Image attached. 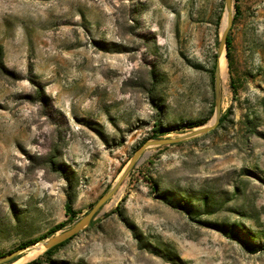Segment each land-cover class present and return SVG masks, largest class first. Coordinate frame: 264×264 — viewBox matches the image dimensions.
<instances>
[{"label": "rangeland", "instance_id": "374dc122", "mask_svg": "<svg viewBox=\"0 0 264 264\" xmlns=\"http://www.w3.org/2000/svg\"><path fill=\"white\" fill-rule=\"evenodd\" d=\"M235 4L223 124L149 148L92 226L22 264H264V0ZM224 17L225 0H0V255L72 227L156 124L214 119Z\"/></svg>", "mask_w": 264, "mask_h": 264}, {"label": "water", "instance_id": "95a60500", "mask_svg": "<svg viewBox=\"0 0 264 264\" xmlns=\"http://www.w3.org/2000/svg\"><path fill=\"white\" fill-rule=\"evenodd\" d=\"M234 0H225V15L227 18V24L225 29L222 31V35L220 37L219 47L217 51L218 58L221 57L222 53L225 52L227 56V46L229 33L234 23ZM215 86V115L214 121L211 124H206L200 127H197L194 131L187 133L185 135L175 137V138H151L145 141L135 152V154L130 159L129 163L126 165L124 170L122 171L119 179L115 182L112 188L106 192L96 203L95 205L80 219H78L74 225L58 234L49 236L45 239H41L36 243L30 244L27 247L19 248L17 250L11 251L0 257V264L7 263L9 261L14 260L23 250L35 246L36 244H43L45 246L44 250H49L55 246L60 245L66 241L77 236L79 233L87 230L91 223L104 212V208L110 201V199L115 195L118 191L128 174L135 167V165L145 156L149 155L148 149L151 147H162L166 145H172L179 142H183L204 134H207L216 128H218L220 124L221 114H222V82H221V74L219 64L217 65V70L214 79Z\"/></svg>", "mask_w": 264, "mask_h": 264}, {"label": "trees", "instance_id": "16d2710c", "mask_svg": "<svg viewBox=\"0 0 264 264\" xmlns=\"http://www.w3.org/2000/svg\"><path fill=\"white\" fill-rule=\"evenodd\" d=\"M236 2H238L239 0H235ZM235 7H236V14L237 13H240L239 11V7L237 6V4H235ZM222 15H220V19H221ZM236 17H234V20H235ZM230 46H231V41L230 39H228V46H227V58H228V61H229V64H231V50H230ZM6 65H5V49H4V46L2 44H0V71H4L6 70ZM154 77H155V73H153ZM232 87L235 89L236 87L234 85H232ZM227 118V116H224V117H221L220 119V124L218 127H220L223 122L225 121V119ZM205 121H196V122H190L188 123L187 125V128H195L197 126H200L204 123ZM182 129V126H163L161 123L159 124H156L155 127L153 128V133L151 135V138H160L166 134H169L173 131H176V130H181ZM50 164L52 166V168L57 171V172H60L61 174H63L64 178L67 180L68 182V202L65 206V211H66V214L69 216V219L72 220V221H75L78 219V213L77 211H75V209L73 208V191H74V181L72 180V178L68 175V171H67V168L63 165V164H60L57 160L56 157H52L50 159ZM154 187H157V185H154ZM120 210V207L118 206L117 207V210L116 211H113V213L117 212ZM94 222V221H93ZM93 222L91 223L90 226L93 225ZM65 226L64 223H60L58 225H56L55 227L51 228L46 234H44L43 236L41 237H38V238H35V239H31L29 241H26L24 243H22L20 245L19 248H24V247H27L29 246L30 244H33V243H36L38 242L39 240L41 239H45L49 236H52L53 234H55L56 232H58L60 229H62L63 227ZM246 247L250 248V243H248L246 241V239H244L241 235H239V237H237ZM73 239V238H72ZM71 240V239H70ZM69 240V241H70ZM69 241H66L64 243H61L60 245L58 246H55L49 250H47L44 255L47 257V256H50L56 251L58 250L60 247L64 246L65 244H67ZM18 248V249H19ZM14 251V250H13ZM11 252V251H10ZM9 253V252H8ZM3 256V255H0V257ZM51 260V258H50ZM44 261L42 259V257H38L36 258L35 260L27 263V264H42Z\"/></svg>", "mask_w": 264, "mask_h": 264}, {"label": "bare ground", "instance_id": "6f19581e", "mask_svg": "<svg viewBox=\"0 0 264 264\" xmlns=\"http://www.w3.org/2000/svg\"><path fill=\"white\" fill-rule=\"evenodd\" d=\"M226 24H227V18L225 15L224 21L222 24V31L225 29ZM218 64H219V68H220L222 85H226L228 83L229 70L230 69H229V65H228V58H227L225 52H223L221 57L218 58ZM225 91H227V90H225ZM213 121H214V119L209 124H211ZM110 205L111 204H108L105 208L108 209ZM44 248H45V246L43 244L33 246L32 248L28 249L26 254L23 257H21L20 259H18L14 264H22L24 262L31 260L32 258L37 256L38 254H40V252H42L44 250Z\"/></svg>", "mask_w": 264, "mask_h": 264}]
</instances>
